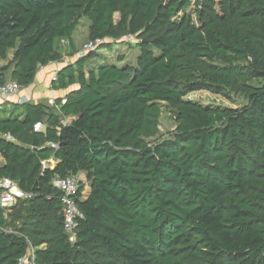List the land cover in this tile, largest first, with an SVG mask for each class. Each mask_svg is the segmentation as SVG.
<instances>
[{
    "label": "trees",
    "instance_id": "obj_1",
    "mask_svg": "<svg viewBox=\"0 0 264 264\" xmlns=\"http://www.w3.org/2000/svg\"><path fill=\"white\" fill-rule=\"evenodd\" d=\"M84 19L89 41L136 36L139 55L89 69L79 57L53 81L78 87L64 102L0 116L16 140L0 139V179L34 195L3 215L0 264L29 243L36 264H264V0H0V60L14 52L0 86L32 85ZM201 91L246 105L186 99ZM163 104L177 123L164 140ZM81 173L72 244L53 181Z\"/></svg>",
    "mask_w": 264,
    "mask_h": 264
},
{
    "label": "built area",
    "instance_id": "obj_2",
    "mask_svg": "<svg viewBox=\"0 0 264 264\" xmlns=\"http://www.w3.org/2000/svg\"><path fill=\"white\" fill-rule=\"evenodd\" d=\"M136 36L128 35L124 36V40L133 41ZM107 42L115 43L113 40H97L95 42L89 41L84 46L82 52H80V58L87 56L90 50H94ZM57 80V75L54 77L53 81ZM21 91L20 85L14 80H8L4 85L0 86V97L9 98L15 97ZM29 100L23 98L20 99L18 104L24 105L28 103ZM45 126L39 123L35 126L36 132L44 131ZM0 139H5L9 142H16V140L10 134H1ZM53 150H59V145L57 143H51L48 145ZM46 165V164H45ZM82 179L80 174L72 175L67 178H57L53 181V186L62 195V205H63V219H64V231L68 235L72 244H75L78 240V227L79 222L84 219V214L79 209L77 205V195L82 186ZM33 193H28L22 191L18 184L9 178L0 179V231L7 234H12L13 231L3 227V215L6 209L15 207L20 200H28L32 198ZM36 249L29 243L27 252L20 257L18 264H36Z\"/></svg>",
    "mask_w": 264,
    "mask_h": 264
},
{
    "label": "rangeland",
    "instance_id": "obj_3",
    "mask_svg": "<svg viewBox=\"0 0 264 264\" xmlns=\"http://www.w3.org/2000/svg\"><path fill=\"white\" fill-rule=\"evenodd\" d=\"M119 19L120 16L116 15V20L119 21ZM87 25V20H82L75 36L76 45L79 46L76 55L77 58L80 57V52L83 51L84 46L86 45V43L89 42V39L87 38ZM139 42L140 41L138 40V38L134 39L133 41L125 42L124 37H122L115 43L107 42L108 44H106L109 47H106V45H104L94 50H90V52L87 53V57L89 56V62H87L88 69L104 61L118 62V58L120 57H124L129 63H134L139 54ZM186 99L193 102H198L205 107L222 109H236L246 105V102L242 97L231 96L230 98H224L218 95H213L207 91L193 93L189 95ZM160 122V138H162L163 140L168 139L173 133V131L176 129L177 123L175 112L165 104L162 105V114ZM81 179L86 185V188L84 189V195L87 196L90 189L89 184L85 176H81ZM14 209L15 207L6 209L5 216L9 217L8 215H11L9 213Z\"/></svg>",
    "mask_w": 264,
    "mask_h": 264
},
{
    "label": "crops",
    "instance_id": "obj_4",
    "mask_svg": "<svg viewBox=\"0 0 264 264\" xmlns=\"http://www.w3.org/2000/svg\"><path fill=\"white\" fill-rule=\"evenodd\" d=\"M82 22V21H81ZM80 22V24H81ZM88 22V21H87ZM78 25V28L80 26ZM89 26L88 23V31L87 38L89 39ZM76 29L73 36V44L71 45L68 41H61L60 43V52L62 54V59L60 62L51 63L50 65L41 68L38 71L37 77L32 85L26 88H21V91L15 97L3 98L0 97V116L3 119L9 118L13 116V114H19L21 112L20 105L18 104L20 99H27L30 103L38 104L43 103L45 105H49L50 107L56 106V101L62 99L65 101L66 96L78 89L76 86H72L66 90H58L53 86V79L57 75V73L62 70L66 65L74 64L77 61V51L78 45H76L75 36L77 34ZM139 55V54H138ZM14 56V52H11L9 55V59L6 61L0 60V69L8 66L10 61H12ZM138 57V56H137ZM68 59V60H67ZM103 63V62H102ZM11 71V70H10ZM11 72L8 74V78H10ZM73 119L68 118L66 123H70ZM45 126V124H44ZM55 160H50L46 163V167L54 168L56 166ZM5 165V160L0 155V168ZM80 176H85L84 174H80Z\"/></svg>",
    "mask_w": 264,
    "mask_h": 264
}]
</instances>
